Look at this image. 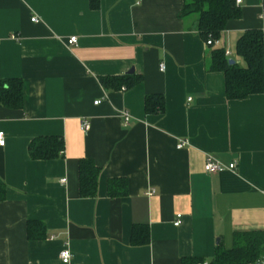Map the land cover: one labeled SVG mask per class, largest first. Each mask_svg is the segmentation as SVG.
Instances as JSON below:
<instances>
[{
	"label": "crops",
	"instance_id": "0c3cea01",
	"mask_svg": "<svg viewBox=\"0 0 264 264\" xmlns=\"http://www.w3.org/2000/svg\"><path fill=\"white\" fill-rule=\"evenodd\" d=\"M181 7L182 0H0V79L20 78L23 89L21 109L0 108V264H61L64 247L68 264L209 262L218 245L230 249L233 233H264V93L224 98L223 75L209 72L211 48L193 18H179ZM238 8L213 48L240 67L239 36L258 29L264 37V0H240ZM71 37L77 45H67ZM130 71L142 78L135 88L99 85V77ZM152 94L165 99L164 115L144 114ZM39 136L62 138V158L30 161L27 145ZM179 142L186 145L177 150ZM207 156L235 163V172L205 173ZM80 158L100 169L93 199L78 196ZM110 179L127 181L125 197H107ZM29 221L43 222L47 238L28 241ZM141 224L149 242L131 247V229Z\"/></svg>",
	"mask_w": 264,
	"mask_h": 264
},
{
	"label": "trees",
	"instance_id": "16d2710c",
	"mask_svg": "<svg viewBox=\"0 0 264 264\" xmlns=\"http://www.w3.org/2000/svg\"><path fill=\"white\" fill-rule=\"evenodd\" d=\"M92 9L98 8V2H91ZM241 11L235 5V0H182L179 18H193L199 39L205 44L216 42L230 21L240 18ZM264 37L258 29L244 31L236 42L235 53L243 62V66L228 64V58L222 49L210 50L209 72L223 75L224 98L228 101H241L250 96L264 93ZM140 75H122L99 77L102 88L119 91L122 87L129 90L141 82ZM23 89L21 79H0V108L19 110L22 104ZM143 110L145 115H164L165 99L161 94L144 97ZM64 151L62 138L58 136H39L27 145V155L30 161L48 162L62 158ZM78 196L93 199L97 194V183L100 169L87 158L78 160ZM107 197L123 198L127 195V181L110 179L106 184ZM6 188L0 184V202L6 197ZM130 246L141 247L149 242L146 225H134L131 229ZM26 236L30 242H38L47 238L45 225L41 221H29L26 225ZM230 249L218 245L215 254L208 264H254L261 260L264 254V233L261 231L235 232L232 235ZM181 264H197L201 259L186 258Z\"/></svg>",
	"mask_w": 264,
	"mask_h": 264
},
{
	"label": "built area",
	"instance_id": "2783aa9c",
	"mask_svg": "<svg viewBox=\"0 0 264 264\" xmlns=\"http://www.w3.org/2000/svg\"><path fill=\"white\" fill-rule=\"evenodd\" d=\"M240 3V0H235V5L238 7V4ZM34 22V23H37L38 22V19L37 18H32L31 19V23ZM13 40H17L15 38H12ZM218 41L216 42H207L205 45L206 47H209V45H215ZM67 45L69 46H75L77 45L76 43V38L75 37H71L69 38L67 41H66ZM264 46V45H263ZM225 53V56L228 57L230 54L227 52V51H224ZM263 66H264V58H263ZM160 70H163V66L161 65L160 67ZM121 92L125 90L124 87H122L121 89ZM191 99H188V101H190ZM99 103V101L95 102L94 105H97ZM121 120H122V123L126 126L127 125V122L129 120V115L126 111H123L121 112ZM90 129V124L87 120L85 119H82L79 123V130L84 132V133H87L88 130ZM4 144V134H2L0 132V147H2ZM186 143L185 142H179V144L177 145L176 149L177 150H180L183 148V146H185ZM236 170V164L235 163H231V164H228L227 167L223 166L222 164H220L218 161H216L214 158L212 157H209L207 156L206 160H205V163H204V166H203V171L209 175H213V174H217V173H221L223 171H231V172H235ZM65 181L64 180H61L60 183H64ZM153 194V192H149L148 195L151 196ZM175 221L173 222V226L174 227H178L180 225V215H176L175 216ZM70 258H71V252L70 250L67 249V247H64L62 249V251L60 252L59 254V261L61 264H68V262L70 261ZM197 264H208V262L206 261H203L201 263H197ZM254 264H264V254H263V257L261 258L260 261L254 263Z\"/></svg>",
	"mask_w": 264,
	"mask_h": 264
},
{
	"label": "water",
	"instance_id": "95a60500",
	"mask_svg": "<svg viewBox=\"0 0 264 264\" xmlns=\"http://www.w3.org/2000/svg\"><path fill=\"white\" fill-rule=\"evenodd\" d=\"M228 64L232 65V64H233V61L229 60V61H228ZM132 73H133V71H130V72L128 73V75H131Z\"/></svg>",
	"mask_w": 264,
	"mask_h": 264
}]
</instances>
